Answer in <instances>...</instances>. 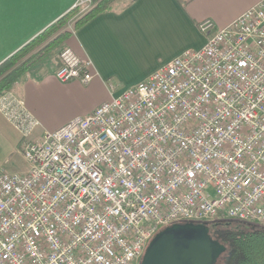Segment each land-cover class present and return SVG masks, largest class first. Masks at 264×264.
<instances>
[{"label": "built area", "instance_id": "built-area-1", "mask_svg": "<svg viewBox=\"0 0 264 264\" xmlns=\"http://www.w3.org/2000/svg\"><path fill=\"white\" fill-rule=\"evenodd\" d=\"M198 31L201 48L39 139L22 100L0 93L28 165L0 173V264H139L175 224L264 227V0ZM56 59L58 82L91 81L70 48Z\"/></svg>", "mask_w": 264, "mask_h": 264}, {"label": "crops", "instance_id": "crops-1", "mask_svg": "<svg viewBox=\"0 0 264 264\" xmlns=\"http://www.w3.org/2000/svg\"><path fill=\"white\" fill-rule=\"evenodd\" d=\"M77 1L37 0L28 8L6 9L0 26V64ZM260 1L115 0L109 10L74 32L65 43L80 60L90 63L92 79L88 84L58 82L53 77L55 55L20 77L9 90L39 122L34 132L39 139L74 118L90 114L184 51L201 48L205 39L198 24L202 21L210 20L216 28H224Z\"/></svg>", "mask_w": 264, "mask_h": 264}, {"label": "trees", "instance_id": "trees-1", "mask_svg": "<svg viewBox=\"0 0 264 264\" xmlns=\"http://www.w3.org/2000/svg\"><path fill=\"white\" fill-rule=\"evenodd\" d=\"M115 0H91V7L78 15L71 9L35 36L15 54L0 64V93L12 85L35 66L55 57L66 40L97 15L110 9ZM78 15V16H77ZM70 22V23H69ZM57 67V60L55 59ZM223 234L230 250L238 252L235 264H264V227L241 221L221 222ZM234 226L235 230H227Z\"/></svg>", "mask_w": 264, "mask_h": 264}, {"label": "water", "instance_id": "water-1", "mask_svg": "<svg viewBox=\"0 0 264 264\" xmlns=\"http://www.w3.org/2000/svg\"><path fill=\"white\" fill-rule=\"evenodd\" d=\"M223 251L202 224H175L155 235L140 264H215Z\"/></svg>", "mask_w": 264, "mask_h": 264}, {"label": "rangeland", "instance_id": "rangeland-1", "mask_svg": "<svg viewBox=\"0 0 264 264\" xmlns=\"http://www.w3.org/2000/svg\"><path fill=\"white\" fill-rule=\"evenodd\" d=\"M74 9L77 10L78 15H81L90 8L83 12H81L80 8L76 7ZM162 61H164V59H162ZM18 135V132L14 130L13 126L5 119V117L0 114V173H5L9 175H21L26 173L28 169V165L26 164L22 156V140L20 136L19 143L17 144L16 142ZM235 229L236 228L232 226V228H228L227 230ZM237 256V251L231 250L226 264H234Z\"/></svg>", "mask_w": 264, "mask_h": 264}, {"label": "flooded vegetation", "instance_id": "flooded-vegetation-1", "mask_svg": "<svg viewBox=\"0 0 264 264\" xmlns=\"http://www.w3.org/2000/svg\"><path fill=\"white\" fill-rule=\"evenodd\" d=\"M219 223H221V222H214L211 224H202V225L207 227L209 237L213 241L218 242L224 248V251L218 256L215 264H226L231 250L228 248V245L226 244L224 234H223V227ZM232 250H235V249H232ZM237 258H238V256L236 257V259ZM236 259H235V261H236ZM141 260H140L139 264L141 263Z\"/></svg>", "mask_w": 264, "mask_h": 264}, {"label": "snow or ice", "instance_id": "snow-or-ice-1", "mask_svg": "<svg viewBox=\"0 0 264 264\" xmlns=\"http://www.w3.org/2000/svg\"><path fill=\"white\" fill-rule=\"evenodd\" d=\"M37 0H0V26L3 25L6 15V9L28 8Z\"/></svg>", "mask_w": 264, "mask_h": 264}]
</instances>
